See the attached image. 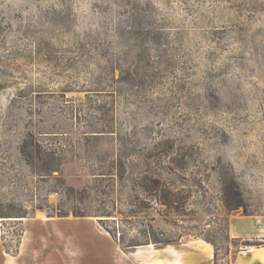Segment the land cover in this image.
I'll use <instances>...</instances> for the list:
<instances>
[{
  "label": "rangeland",
  "instance_id": "374dc122",
  "mask_svg": "<svg viewBox=\"0 0 264 264\" xmlns=\"http://www.w3.org/2000/svg\"><path fill=\"white\" fill-rule=\"evenodd\" d=\"M108 229L264 253V0H0V248L117 264Z\"/></svg>",
  "mask_w": 264,
  "mask_h": 264
},
{
  "label": "crops",
  "instance_id": "0c3cea01",
  "mask_svg": "<svg viewBox=\"0 0 264 264\" xmlns=\"http://www.w3.org/2000/svg\"><path fill=\"white\" fill-rule=\"evenodd\" d=\"M263 237V234L258 235ZM39 236L24 235L20 240L16 253L11 254L6 248H0V264H45V260L57 259L56 253L46 252L44 247L40 246ZM202 238H193L180 243H169L164 246H138L135 250L125 251L119 254L117 264H215L214 246L205 242ZM108 245V241L103 238L101 244ZM211 246V247H208ZM93 254V255H92ZM264 253L261 248L250 251H240L235 256L232 264H264ZM50 255V256H48ZM89 259L95 264H109L112 260L108 252L87 253ZM53 264H60V261ZM92 264V263H90Z\"/></svg>",
  "mask_w": 264,
  "mask_h": 264
},
{
  "label": "trees",
  "instance_id": "16d2710c",
  "mask_svg": "<svg viewBox=\"0 0 264 264\" xmlns=\"http://www.w3.org/2000/svg\"><path fill=\"white\" fill-rule=\"evenodd\" d=\"M119 168H120V171L124 168L122 163L119 164ZM145 172H148V171L145 170ZM140 186L143 189L147 190L150 194L155 196L156 199L162 204L172 205V203L176 201L175 200V197H177L176 191L170 188L169 186L167 187V185H163L162 181L157 177H150L148 174L144 175L143 177H141ZM108 231L116 238V240L118 241V243L121 245L123 249L138 247L143 244L151 243V242H140L137 240L126 241L124 237L117 238L114 230L108 229ZM202 238L214 246L215 264H218V251L216 248L215 241L209 236H203ZM158 242H161V241H158V240L155 241V243H158ZM169 243H173V242L169 241L166 244H169Z\"/></svg>",
  "mask_w": 264,
  "mask_h": 264
}]
</instances>
